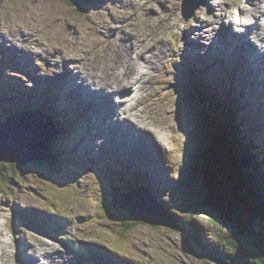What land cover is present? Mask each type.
Listing matches in <instances>:
<instances>
[{
	"label": "rangeland",
	"instance_id": "rangeland-1",
	"mask_svg": "<svg viewBox=\"0 0 264 264\" xmlns=\"http://www.w3.org/2000/svg\"><path fill=\"white\" fill-rule=\"evenodd\" d=\"M182 1L102 0L101 3L100 0H95L92 5L91 0H88V4L82 0L77 2L0 0V78L2 81L13 91L19 89L16 97H24L27 89L37 90V103H41L44 109L41 110L39 105L34 108L40 111V115L47 116L46 114L51 112H61L65 105V98L62 103L61 95L58 90L54 91L53 82L48 79L65 74L69 70L77 77L76 81L79 80L76 83L79 88L76 96L71 99V103L79 95L80 99L89 100L94 108L90 118L95 123L98 122L95 114L100 112L106 114L113 105L106 102L107 96L91 92L86 85L87 82L101 90L105 88L117 90L123 87H131L134 90L136 88L133 93L130 88L118 91L124 92L121 96L131 94L129 101H124L121 105H127L132 112H127L124 116L132 122V125L122 128L120 123L116 122L111 128L103 127L102 130L109 136L104 138L102 144L87 146L78 139L77 147L79 145L83 147L82 153H90L96 163H102L104 159L106 161L114 159L113 163H117L118 158L124 156H131L134 161L139 159L138 162L144 158L143 163L148 161L147 164L164 182L163 189H160L162 192L160 202L169 204L170 210H174L181 216L180 225L178 220L172 219V224L176 227L172 230L145 225L132 218L127 220V224H122L119 218L112 221L109 215L100 209V204L102 207L105 205L102 203L100 185L98 186L96 178L89 175L90 168L83 165L70 168L79 173L77 182L57 181L41 176L44 169L40 170V174L35 171L20 173L10 164L0 163V246L3 243L0 249L1 264H78L74 251L60 243L59 236L68 237L77 247H87L86 243L99 245L100 248L95 249L101 256L109 252L105 246L111 248L112 253L113 251L124 253L125 257L121 258V263L113 264L205 263L191 254L194 251L192 247L182 246L183 221L188 220L194 221L202 228L204 239L210 241L212 245L218 243L211 235L217 230L211 218L195 212L198 210L184 213L185 206H190V203L188 193L180 187L186 184V180L190 177L188 170L197 167L195 164L192 166L191 159L196 161V156L200 152H194L190 142H187L191 131L190 126H193L192 123L189 122V125L186 122L191 110L183 107L178 90L175 89L183 91L184 83L176 87L174 84L178 81L174 84L172 82L175 81L176 76L183 79L182 74L192 68L191 65L187 66L190 58L206 56L211 59L213 55L208 51L217 43L216 35L220 25L228 27L231 24L235 29H240V34L243 35L248 34L250 27H254L256 31L263 30L264 0H188L193 4L199 3V7L187 20L180 12ZM82 8L83 11L80 10ZM224 14H227L228 18L225 16L220 21ZM232 36L235 38L232 50L219 52L226 59L238 54L237 44H244L242 57L246 58L247 62H250L248 50L252 48L251 42L258 49H264V42L261 39L258 41L250 36L238 39L239 35ZM254 36L252 34V37ZM220 40L222 41V38ZM131 52L136 55L138 61ZM116 56L134 61L135 68L131 76L136 77L135 83L114 82L115 72H122L121 67L109 68L113 66ZM260 57L264 60V55L260 54ZM77 62L100 78L96 81L83 78L81 69L76 75L79 69V67L76 68ZM249 67L252 69V73L249 74L253 76L251 81L264 83V74L258 73L256 76L257 70L252 68L251 63ZM221 75H223L221 78L225 77V72ZM43 80L51 83L49 89L45 90ZM207 82L209 83L208 80ZM82 89L94 96L84 95ZM262 90L264 91V86ZM256 92L260 97L261 94L257 88ZM31 96L35 97L34 94ZM260 99L264 106V98ZM222 104L224 105L223 101ZM243 104L246 105V103ZM30 110L34 112L32 107ZM26 111L17 115L21 118L27 113V116L29 112ZM236 111H244V108L238 107ZM34 114L36 113L32 115ZM216 114H218L217 109ZM83 116L87 118L88 114L83 112ZM35 117L36 115L31 121ZM248 117L247 113L243 120L247 121ZM261 119H264V115H261ZM249 120L252 121V115ZM35 121L40 124L37 119ZM256 121L254 119L252 124ZM54 123L57 130L56 121ZM252 124L246 127L245 131ZM116 125L119 127L117 128ZM133 125L151 131L154 134L153 139L149 133L147 138L152 139L153 144L148 139H140L145 136L143 133L132 134L131 131L135 127ZM222 131L225 133V128H222ZM239 132L244 134V131ZM85 137L87 138V135ZM97 139L96 142L101 141ZM243 141L247 144L249 140L244 138ZM139 146H145L143 157L134 152H128L130 147ZM249 149L259 157V163L264 165V125L255 123L251 129ZM55 153L49 152L50 161L52 156L59 158ZM62 153L66 154L67 161L68 157L85 159L79 152L69 155L68 151L63 150ZM235 154L238 155V153ZM127 160L129 159L123 162ZM240 161L245 160L240 159ZM94 164L86 161L87 166ZM238 164L234 163V167L239 173L243 168H240ZM138 167L142 170V167ZM244 168L248 173L249 169L246 166ZM257 168L261 170L258 166ZM59 171L57 168L52 172V176L68 180V177L65 174V176L61 175ZM117 172L118 180L122 181L123 178L129 183L132 181L128 169L124 168ZM174 174L182 176L175 179ZM243 176L246 175L243 173ZM258 177L260 175H253L251 183ZM156 182H158L157 185H161L158 180ZM198 192L200 193L199 190ZM58 207L66 208L67 211L65 220L58 214V221L62 222L63 232H61L62 235L56 236L55 233L47 231V226L45 229L38 227L37 220L44 226L50 220L52 227H55V232L59 231L60 226L55 224L57 221L54 218ZM195 214H198L197 218L191 219ZM262 221H264V215L261 216ZM200 240L203 241V239Z\"/></svg>",
	"mask_w": 264,
	"mask_h": 264
},
{
	"label": "trees",
	"instance_id": "trees-1",
	"mask_svg": "<svg viewBox=\"0 0 264 264\" xmlns=\"http://www.w3.org/2000/svg\"><path fill=\"white\" fill-rule=\"evenodd\" d=\"M82 1L86 4L89 3L88 0ZM94 1L95 0H91L92 5ZM187 84L189 85V89L191 90L201 88L203 92L206 93V95L209 97L208 103L206 105L207 96L204 93L198 94L199 96L203 95L205 97L206 102L202 104V106L204 107L203 109H206V111L209 112L210 118L217 126V128H215V131H217L218 133L217 139H212V142L209 144L208 151H206V145L204 148L202 145L200 146V153L196 156V159L201 158L202 154H204V152H202L201 154V150H203L206 151V156L208 157V159L211 160L212 156L216 163L223 160V162L226 164V167L222 168L225 171L226 175H224L223 173L222 174L223 176L227 177L226 179H228V183H226L227 180H225V177H223L224 180L222 181L221 195L225 198L217 199L218 204H216L215 202L211 203L209 198H207V196L211 194L205 192L204 189L202 191L199 188L200 179L193 177V173L197 172L196 168L188 170V175H190L189 179L186 180V184L182 185L181 187L179 186L181 190L183 189L186 193H188V198L189 196L191 198L194 195L198 200L201 201L202 204H204L202 211L195 212L202 214V216L204 217L211 218L213 220L212 223L217 227V230L212 232L213 234L211 235L215 237L218 244L212 245L210 241L204 239V235L200 228L189 224L192 223L191 220H188L189 223L183 222L184 235L186 236L190 246L194 250L191 252V254L197 256L200 260L205 262L203 264H264V241L262 240V243H259V245H254L255 242L251 241H242L244 240L243 237H245L246 234H249L254 239L258 238L256 237V234L250 232L249 224L259 221V219H261V216L264 215V165H262L261 162L259 163V157L249 149L251 129L255 126L256 123L254 122V124H252L253 122L249 120V117L250 115H252L254 119L257 120L256 114L252 110L247 112H245V110L236 111V109L239 107L236 104L237 98L236 96H234L233 90L231 91L227 84H225V81L218 80L214 81V84L207 85L202 82L201 76H195L192 77L191 81H189V83ZM9 90L10 89L8 86L2 85L0 82V96H4L15 101V104L11 108V111L14 114L25 112L31 107L36 110V108L34 107H36L37 105H32V103L29 102V99L24 97H16V95L19 94V91L15 96L11 95L13 97L11 98L10 95L6 94V92H10ZM185 92L186 91H184V93ZM213 95H215L216 97ZM216 99L218 100V102ZM222 101L224 102V105L222 104ZM228 105L229 107H227ZM40 109L43 110L44 107H40ZM69 109L70 112L73 111L70 107ZM216 109L219 115L220 113H222L226 117V121L218 120L219 116L216 115ZM247 113L249 114V117L246 121L243 120V118L246 117ZM64 119L66 118L64 117ZM218 121L221 123V128H218L220 125ZM59 123L62 124V122L60 121ZM251 124L252 126L247 131H245V128L249 127ZM222 128H225V133L221 132ZM239 131H244V134H241ZM244 138H247L249 140L247 144H245V142L243 141ZM69 144H71V141H69ZM224 153L231 156L232 167H234V163L238 164L239 162V167L243 168L242 172L238 173L235 171L236 174H238L233 175V170L228 166L229 159L225 158ZM235 153H238V155ZM55 154H57V152ZM240 159L245 161L241 162ZM122 162L123 161H119L117 163L118 165H121ZM50 163L55 170H57V164H63V166L65 165V162L61 158H57L54 156H52V161H50ZM202 163L208 164L209 160H207V158H202ZM245 166L247 169H249L248 173L244 168ZM249 166L250 168H248ZM257 166L261 170H259ZM12 167L17 171L16 167ZM58 168L63 169L61 167ZM106 169L110 174L106 172ZM110 169H112V172H110ZM110 169L109 165L106 164H102V167L96 169V174L102 176L105 184L113 185L112 187L105 189L104 195H102V191V203L105 206L102 207V205L100 204V209L106 214L120 213V222L122 224H127V220L130 217L124 211L125 208L123 205V201L125 200L127 194H132L134 188L131 186H126L127 184H129V182H127L125 179L122 178V181L117 179V171L120 170L119 168L113 166ZM200 169L205 173L204 177L201 178V181L203 184L207 185L205 179L207 178L208 168L204 165ZM234 169L237 170L235 167ZM243 173L246 176H243ZM256 174L260 175V177L253 179L254 181L253 183H251L253 175L256 176ZM245 179L247 180L246 182ZM69 180H71V178H69ZM207 181L209 182V178ZM209 185L211 186V188L209 186L208 191L210 190L209 192H216L214 188H216L217 184L212 177H210ZM214 185L216 186L213 187ZM198 190L200 191V193L198 192ZM222 196L218 195V198H221ZM220 202L223 204H227L233 215H230L228 218L224 212H220ZM162 206L166 210L171 211L170 205ZM209 208H211V210L214 209L222 216H219L217 214L219 219H214L212 215L215 216V212L212 211L213 213L211 214V210H209ZM186 212L189 213L192 211L186 210ZM247 212L248 221H246L247 219L244 216V214ZM234 216H236L240 223V225H238L237 232L236 227L231 222V220H227ZM225 219L227 220L226 223ZM215 232L216 234H214ZM200 239H203V241ZM63 240L66 244L68 243L66 237H64ZM86 263L88 262L86 261Z\"/></svg>",
	"mask_w": 264,
	"mask_h": 264
},
{
	"label": "water",
	"instance_id": "water-1",
	"mask_svg": "<svg viewBox=\"0 0 264 264\" xmlns=\"http://www.w3.org/2000/svg\"><path fill=\"white\" fill-rule=\"evenodd\" d=\"M71 1L77 2L78 0ZM196 8L197 6H188L185 7V10L188 12V14H191ZM80 10L83 11V8ZM177 93L179 94V98L183 103V107L189 108L191 110L186 122L189 125L192 123L193 126H190L191 131L187 137V142H190V146L194 152H200L201 145L203 148L206 145V151H208L209 144L212 142V139H217L218 133L215 131L217 126L210 118L209 112L203 109L204 107L202 104L205 103L206 100L197 94L187 91L184 93L183 91L178 90ZM35 115L36 117L31 121ZM35 119H37L40 124H37ZM43 120L45 122L44 128ZM219 124L220 125L218 128H221V123L219 122ZM221 132L223 131L221 130ZM56 137L57 134L53 128V124L51 123L50 118L47 116H42L39 114H28L26 116V114H24V116L21 118L19 117L16 119V117H14L9 119L4 124L0 125V163L13 165L20 173H24V171H35L40 174V170L44 169V173L40 174L41 176L50 178L52 180H57L58 178L52 176V172L56 170L53 169L48 159L51 145L55 142ZM206 151L201 150V154L204 152V154H202L203 157L201 156V158L195 159L196 161H194L193 158L191 159L192 166L193 164L197 166L195 167L197 172L193 173V177L200 179L199 188L202 191L204 189L207 193L211 194L207 196L210 202H215L218 204L217 199L225 198L221 195V190L222 181L224 180L223 177H225L223 174L226 175L222 167L225 168L226 164L223 162V160L216 163L212 156L211 161L206 156ZM224 156L225 158L229 159L228 166L233 170V175L236 174L234 167L231 166V156L227 155L226 153H224ZM202 158H207L209 163H202ZM204 165L208 168L207 178L205 179L207 185L203 184L201 181V178L204 177L205 173L200 168H202ZM210 177H212L215 180V183L218 184V187L216 185L213 186H216V188H214L216 192H209L210 190L208 191L210 186ZM208 178L209 182L207 181ZM226 178L227 177H225V180H227L226 183H228V179ZM218 195L222 197L218 198ZM188 201L190 206H185V210L202 211L204 204H202L201 201L198 200L194 195L190 199L188 198ZM123 205L125 208V213L130 218L136 219L145 225H150L152 227H163L171 230L176 228L174 224H172L173 218L156 203V201L151 196V193L143 187L135 188L132 195H127L123 201ZM220 206V212H224L228 218L230 215H233L227 204L220 202ZM209 210H211V208H209ZM212 211L215 212V216L213 215L215 219H219L217 214L222 216L214 209L211 210V214L213 213ZM184 213L187 212L184 211ZM108 215L112 221H116V218L121 216L120 213H112ZM244 216L247 219L248 212L245 213ZM227 220H231V222L235 225L237 232V228L240 223L236 216ZM227 220L225 219V223ZM246 221H248V219ZM249 225L250 232L256 234V237L258 238L254 239L249 234H246L245 237H243L244 240L242 241H251L255 242L254 245H259V243H262V240L264 241V222H261L260 219L259 221Z\"/></svg>",
	"mask_w": 264,
	"mask_h": 264
},
{
	"label": "bare ground",
	"instance_id": "bare-ground-1",
	"mask_svg": "<svg viewBox=\"0 0 264 264\" xmlns=\"http://www.w3.org/2000/svg\"><path fill=\"white\" fill-rule=\"evenodd\" d=\"M101 3H102V0H100ZM264 14V13H263ZM262 15V14H261ZM261 17V16H260ZM257 18V17H256ZM261 22V21H260ZM263 22V20H262ZM264 29L263 30H259V31H256V30H253L252 34L255 35L254 38L256 39H261L263 42H264ZM246 33V31L244 32ZM249 33V32H248ZM230 39L234 40L235 38L233 36L230 37ZM105 42V41H104ZM249 49H251L250 51L248 50V52L250 53L249 57H248V60H250V63H251V66L254 70H257V72L259 74L263 73V68H264V60L260 57V54L264 55V50H259L258 48H252L250 47ZM252 56V57H251ZM255 63H256V67H255ZM80 66H83V65H76V68ZM118 67H121L122 68V72H115V78H114V82H116L117 84H130V83H135L136 82V77H133L131 76L132 75V71L134 70L135 68V63L134 61H131V60H127L125 58H119V57H115V62L113 64L112 67H109L110 69L111 68H118ZM81 70L83 71L82 73V77L83 78H86L88 80H93V81H96L98 78H100L99 76H95L92 72H89L87 71V67L86 68H81ZM85 73H88L85 75ZM84 81V80H83ZM100 81V79H99ZM183 83L181 81H178L176 84V87L177 86H180V84ZM263 83V82H262ZM252 84H254L252 81L249 82V85L248 86H251ZM186 91L185 89H183V92ZM82 93L84 95H88L90 97H93L94 94H91L89 92H87L85 89H82ZM200 97H203V99H205V97L203 95H200ZM114 99V98H113ZM208 99L209 97H207V102H206V105L208 103ZM116 101L119 103L121 100L120 99H116ZM101 113V112H100ZM103 113V112H102ZM98 115V114H97ZM95 114V117L97 116ZM43 124H45V122H43ZM121 125V124H120ZM138 125V123H137ZM116 127L118 128L119 126L116 125ZM131 133L133 134V131H131ZM138 133H143L145 134L144 137L140 138V139H148L147 138V133H149L152 138V136H154V134L147 130L146 128L144 127H140L139 128V132ZM119 135H121L122 137V134L120 133ZM153 139V138H152ZM152 139H148L152 144H153V141ZM189 152V151H188ZM128 195V194H127ZM57 214V213H55ZM264 222V221H262ZM9 262V261H8ZM10 263V262H9ZM1 264V263H0Z\"/></svg>",
	"mask_w": 264,
	"mask_h": 264
}]
</instances>
